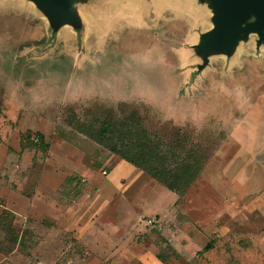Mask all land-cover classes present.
Wrapping results in <instances>:
<instances>
[{
    "label": "rangeland",
    "instance_id": "1",
    "mask_svg": "<svg viewBox=\"0 0 264 264\" xmlns=\"http://www.w3.org/2000/svg\"><path fill=\"white\" fill-rule=\"evenodd\" d=\"M72 10L0 0V264H264V40L205 59L206 1Z\"/></svg>",
    "mask_w": 264,
    "mask_h": 264
},
{
    "label": "water",
    "instance_id": "2",
    "mask_svg": "<svg viewBox=\"0 0 264 264\" xmlns=\"http://www.w3.org/2000/svg\"><path fill=\"white\" fill-rule=\"evenodd\" d=\"M44 12L57 28L59 23H68L79 30L80 20L73 12L75 3L82 0H30ZM208 2L213 9L214 28L201 36L198 52L207 59L212 52L221 50L227 55L235 44L250 33L264 40V0H199Z\"/></svg>",
    "mask_w": 264,
    "mask_h": 264
},
{
    "label": "trees",
    "instance_id": "3",
    "mask_svg": "<svg viewBox=\"0 0 264 264\" xmlns=\"http://www.w3.org/2000/svg\"><path fill=\"white\" fill-rule=\"evenodd\" d=\"M39 138L41 139L40 140L41 144L45 146L43 137L40 136ZM138 157L140 159L141 156L139 155ZM144 157H146V155H144ZM129 161L133 165L141 167L143 171L147 172L158 182L163 183L169 190L172 191H182L185 188L187 189L199 174L198 170L191 166H179V167L167 166L165 168L152 167L148 169L144 166L142 167V165H140L136 159ZM2 217L3 216H0V219H2ZM7 239L13 246L12 248H8V249H3V250L0 249V253L2 254L9 253L18 243V232L13 227H10L9 232L7 234ZM205 249L206 250L211 249V244H208L205 247Z\"/></svg>",
    "mask_w": 264,
    "mask_h": 264
}]
</instances>
